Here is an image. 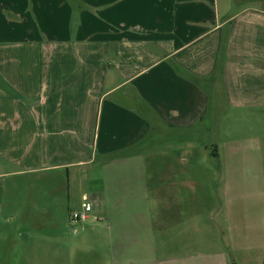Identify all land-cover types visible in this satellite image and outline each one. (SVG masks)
I'll return each instance as SVG.
<instances>
[{
  "label": "crops",
  "instance_id": "1",
  "mask_svg": "<svg viewBox=\"0 0 264 264\" xmlns=\"http://www.w3.org/2000/svg\"><path fill=\"white\" fill-rule=\"evenodd\" d=\"M242 1L0 0V264H264L220 129L264 112Z\"/></svg>",
  "mask_w": 264,
  "mask_h": 264
},
{
  "label": "rangeland",
  "instance_id": "2",
  "mask_svg": "<svg viewBox=\"0 0 264 264\" xmlns=\"http://www.w3.org/2000/svg\"><path fill=\"white\" fill-rule=\"evenodd\" d=\"M242 5H251L264 9V0H243L238 4V7ZM220 112L222 114L220 128L222 135L227 137L230 133L229 135L238 139L235 143V149L239 154L245 150L253 152L251 156H239L237 158L236 180L239 184V191H248V197L251 201L252 199L254 200L255 208L259 205V211H256V213H264V184H262L264 183V157L261 156L263 151L261 143L264 142H262L264 139V112L259 115L256 113L249 114V112L242 114L244 112L242 110L230 112L229 110L221 109ZM207 142H211V145L213 144L208 138ZM209 147L212 152L213 147ZM226 147L228 148L229 145ZM228 159L230 160V158ZM220 160V164L216 163L218 167L224 165V157L220 158Z\"/></svg>",
  "mask_w": 264,
  "mask_h": 264
},
{
  "label": "built area",
  "instance_id": "3",
  "mask_svg": "<svg viewBox=\"0 0 264 264\" xmlns=\"http://www.w3.org/2000/svg\"><path fill=\"white\" fill-rule=\"evenodd\" d=\"M91 206L87 196L82 197L80 208L70 211L69 222L72 224L81 222L90 217Z\"/></svg>",
  "mask_w": 264,
  "mask_h": 264
}]
</instances>
